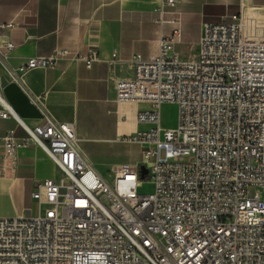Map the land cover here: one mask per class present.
Returning a JSON list of instances; mask_svg holds the SVG:
<instances>
[{
  "label": "built area",
  "instance_id": "obj_1",
  "mask_svg": "<svg viewBox=\"0 0 264 264\" xmlns=\"http://www.w3.org/2000/svg\"><path fill=\"white\" fill-rule=\"evenodd\" d=\"M246 5L229 20L205 21L189 56L175 47L176 25L155 53L127 59L132 74L115 78L116 99L148 104L136 113L148 126L126 136L145 144L138 162L112 164L106 175L85 155L74 123L55 118L46 93L25 80L64 50L12 66L14 41L0 35L9 80L40 110L30 125L0 94V117L25 131L0 136L3 157L34 143L59 171L31 192L34 214L0 217V264H264V19L244 15ZM76 59L90 67L97 46ZM121 60L114 49L109 61ZM165 101L177 107L173 127L161 124Z\"/></svg>",
  "mask_w": 264,
  "mask_h": 264
},
{
  "label": "crops",
  "instance_id": "obj_2",
  "mask_svg": "<svg viewBox=\"0 0 264 264\" xmlns=\"http://www.w3.org/2000/svg\"><path fill=\"white\" fill-rule=\"evenodd\" d=\"M162 1L0 0V23H13L0 31L3 41H14L6 55L10 65L18 66L32 55L64 50L52 64L30 68L24 77L34 93H46V105L55 118L74 123L85 155L103 175L112 164L136 163L141 157L142 145L126 136L145 128L136 113L148 104L119 102L114 88L116 77L132 74L127 59L135 52L145 57L155 53L159 38L176 25L180 36L175 47L182 56H189L205 21L229 20L243 2L264 10V0H176L161 15L156 8ZM175 16L179 22L171 20ZM247 16L263 18L264 13ZM94 45L99 59L87 67L76 55ZM114 49L123 60L109 61ZM0 94L28 124L38 121L39 108L18 83L9 80L2 63ZM11 127L17 136L25 135L14 118L0 117V136ZM58 175L36 144L19 147L12 159L3 157L0 146V217L34 214L31 192L44 178Z\"/></svg>",
  "mask_w": 264,
  "mask_h": 264
},
{
  "label": "rangeland",
  "instance_id": "obj_3",
  "mask_svg": "<svg viewBox=\"0 0 264 264\" xmlns=\"http://www.w3.org/2000/svg\"><path fill=\"white\" fill-rule=\"evenodd\" d=\"M258 12H262L264 13V10L262 9H258L257 6H252V5H246V7L244 8V15H247L249 13H255L257 14ZM264 19V17H263ZM193 27L196 29L197 28V24H194ZM192 53V50L190 51V54ZM176 112H177V107L176 104L174 102L171 101H165L161 104L160 106V120H161V124L163 126H167V127H173L175 126L176 123ZM147 127L148 124H145ZM135 143H137L138 145H143L145 143L140 142V141H135V140H131ZM140 147V146H139ZM142 148V146H141ZM161 156H163V153L161 151ZM150 189V185L149 184H144L143 186V190L144 191H148ZM249 192H252V189L249 190Z\"/></svg>",
  "mask_w": 264,
  "mask_h": 264
}]
</instances>
